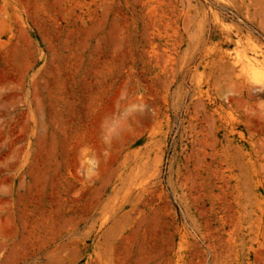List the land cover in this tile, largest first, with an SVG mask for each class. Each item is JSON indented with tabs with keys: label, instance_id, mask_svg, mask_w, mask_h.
I'll return each mask as SVG.
<instances>
[{
	"label": "rangeland",
	"instance_id": "1",
	"mask_svg": "<svg viewBox=\"0 0 264 264\" xmlns=\"http://www.w3.org/2000/svg\"><path fill=\"white\" fill-rule=\"evenodd\" d=\"M0 264H264V0H0Z\"/></svg>",
	"mask_w": 264,
	"mask_h": 264
},
{
	"label": "bare ground",
	"instance_id": "2",
	"mask_svg": "<svg viewBox=\"0 0 264 264\" xmlns=\"http://www.w3.org/2000/svg\"><path fill=\"white\" fill-rule=\"evenodd\" d=\"M246 59H247V58H246ZM248 59H249V58H248ZM253 61H255V60L253 59ZM247 62H250V61L247 60ZM247 62H246V63H247ZM255 62H256V61H255ZM250 63H251V62H250ZM251 64H252V63H251ZM249 66H250V65H249ZM247 67H248V66H247ZM252 68H253V67H252ZM258 70H259V69H258ZM259 72H260V71H257V70H256V71H253L254 75L257 74V73H259Z\"/></svg>",
	"mask_w": 264,
	"mask_h": 264
}]
</instances>
